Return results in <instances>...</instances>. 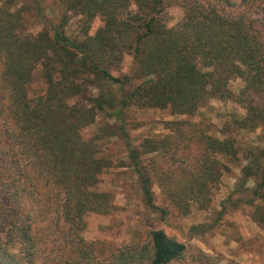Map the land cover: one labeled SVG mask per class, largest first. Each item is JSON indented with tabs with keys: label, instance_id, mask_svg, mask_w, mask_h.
Returning a JSON list of instances; mask_svg holds the SVG:
<instances>
[{
	"label": "trees",
	"instance_id": "16d2710c",
	"mask_svg": "<svg viewBox=\"0 0 264 264\" xmlns=\"http://www.w3.org/2000/svg\"><path fill=\"white\" fill-rule=\"evenodd\" d=\"M13 5L0 0V212L9 217L4 242L0 236V264H38L46 229L61 222L75 255L71 260L104 264L94 243L82 236L87 213L115 209L112 194L99 189L110 162L98 156L94 138L81 134L98 113L121 120L122 109L138 104L195 115L211 98L233 99L245 109L232 118L233 129L264 126V0H60V22L42 17L35 34L23 31ZM171 5L183 18L167 26ZM70 12L81 16L78 41L64 32ZM95 18L101 25L91 34ZM125 54L132 56L130 72L113 76ZM37 68L44 90L31 95ZM232 78L243 82L236 94ZM134 79L141 82L135 85ZM164 125L169 133L143 137L139 148L119 128L145 202L156 208L150 185L156 169L140 164L141 154L167 155L180 170L175 176L171 167L159 178L186 213L189 199L208 206L210 186L229 170L217 155L234 162L243 153L246 163L235 188L241 197L235 201L250 207L251 220L264 229V146L247 150L229 128L218 138L194 122ZM193 147L199 156L192 166L176 157ZM16 244L24 257L11 253ZM184 251L182 242L154 229L146 244L107 264H174Z\"/></svg>",
	"mask_w": 264,
	"mask_h": 264
},
{
	"label": "rangeland",
	"instance_id": "374dc122",
	"mask_svg": "<svg viewBox=\"0 0 264 264\" xmlns=\"http://www.w3.org/2000/svg\"><path fill=\"white\" fill-rule=\"evenodd\" d=\"M12 1L13 8L18 9L22 15L25 33L35 34L40 31L43 27L42 17L54 23L60 22L62 18L60 0ZM165 11L167 26L175 25L183 18V11L176 5L168 6ZM100 25L101 20L95 18L90 33L93 34ZM64 32L71 39H82L81 16L68 13ZM131 64L132 56L125 54L119 67L111 70L112 75L129 73ZM1 70L0 63V72ZM39 72V68L34 72L29 87L31 95L44 90ZM140 82V79L133 80L135 85ZM242 85L239 78L229 81L235 94ZM77 101L79 99L75 98L71 102ZM244 113L245 109L233 99L211 98L195 115L174 114L169 108L133 104L122 109L121 120L109 117L107 113H98L95 121L81 130L84 139L94 138L98 156L110 162V166L100 175L99 189L112 194L115 209L110 214L87 213L86 227L82 232L86 241L94 243L99 260L104 264L116 260L120 253L146 244L151 230L162 229L168 237L185 245L182 258L174 264H264V229L251 220L250 207L235 201L241 197V193L235 192V188L241 176L240 167L246 163L243 153H239V160L234 162H226L221 155H217L218 159L227 163L229 170L222 171L219 181L210 186L208 206L202 207L199 201L189 199L186 213L172 201L165 181L159 178L172 167L169 157L160 153L141 154L140 164L148 170L152 166L156 169V173L151 175L150 183L156 206L152 208L145 202L140 177L133 168L119 129L122 125L132 146L139 148L143 137L169 133L164 127L165 121L183 120L206 126L210 134L218 138H223V131L229 128L228 134H232L247 150L262 148L264 126L254 131H237L230 126L234 116H242ZM111 130L115 132L114 135L110 134ZM193 150L185 153V148L180 149L176 157L187 160L192 166L194 157L199 156L195 147ZM171 169L175 170V176L180 175V170L175 165ZM252 186V180L246 182V187ZM8 220L9 217L0 212V236L3 242L6 238L5 230L9 227ZM45 233V243L41 246L38 264H77L76 260H71L75 255L71 252V243L65 238L63 222L57 228L48 227ZM11 253L24 257L19 244L11 248Z\"/></svg>",
	"mask_w": 264,
	"mask_h": 264
}]
</instances>
